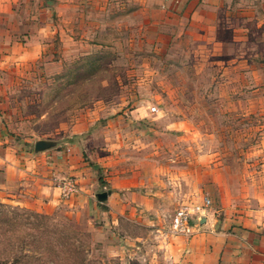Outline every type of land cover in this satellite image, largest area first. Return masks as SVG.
<instances>
[{
    "label": "rangeland",
    "instance_id": "374dc122",
    "mask_svg": "<svg viewBox=\"0 0 264 264\" xmlns=\"http://www.w3.org/2000/svg\"><path fill=\"white\" fill-rule=\"evenodd\" d=\"M128 10L61 32L53 8L51 31L34 32L40 55L2 70L0 116L18 151L39 154L42 141L82 172L61 180L77 192L57 205L0 201V264L190 263L202 234L264 200V11L260 26L245 16L238 48L227 41L238 32L161 30L156 10ZM204 199L216 222L173 235L174 211Z\"/></svg>",
    "mask_w": 264,
    "mask_h": 264
},
{
    "label": "crops",
    "instance_id": "0c3cea01",
    "mask_svg": "<svg viewBox=\"0 0 264 264\" xmlns=\"http://www.w3.org/2000/svg\"><path fill=\"white\" fill-rule=\"evenodd\" d=\"M130 7L146 16L156 10L155 23L161 25V30L170 29L171 23L176 25L173 31H182L187 25L203 29L213 24L216 29L238 32L227 39L228 44L238 48L245 45V16L256 15L260 26L259 17L264 11V4L257 0H0V76L6 66L32 61L40 55L42 45L34 32L51 31L46 14L51 15L53 8L60 16L63 32L73 30L75 23L99 24V17L116 15L117 11L126 13ZM41 11L46 18L38 23L36 14ZM148 21L146 18L144 24ZM26 32V41L19 42ZM234 62L243 63V55L231 58ZM18 149L7 136L0 116V201L36 208L62 202L61 180L72 174L81 176L82 170H71L74 166L69 165L67 155L48 151L33 155ZM258 201L251 209L238 212L241 215L219 220L217 230L202 234L204 246L190 249L186 256L191 262L185 264H264V200ZM215 222L205 215L199 229ZM172 264L182 263L178 257Z\"/></svg>",
    "mask_w": 264,
    "mask_h": 264
},
{
    "label": "built area",
    "instance_id": "2783aa9c",
    "mask_svg": "<svg viewBox=\"0 0 264 264\" xmlns=\"http://www.w3.org/2000/svg\"><path fill=\"white\" fill-rule=\"evenodd\" d=\"M77 192L72 180H64L60 185V194L64 197ZM210 200L204 199L201 204H188L177 208L170 221L173 235L191 236L199 231L201 219L205 216Z\"/></svg>",
    "mask_w": 264,
    "mask_h": 264
},
{
    "label": "water",
    "instance_id": "95a60500",
    "mask_svg": "<svg viewBox=\"0 0 264 264\" xmlns=\"http://www.w3.org/2000/svg\"><path fill=\"white\" fill-rule=\"evenodd\" d=\"M46 146H47L46 143L40 141V142H36L35 143V147L34 148H35V151H43V150L46 149ZM105 196H106V194H104V193L98 194L99 198H103Z\"/></svg>",
    "mask_w": 264,
    "mask_h": 264
}]
</instances>
